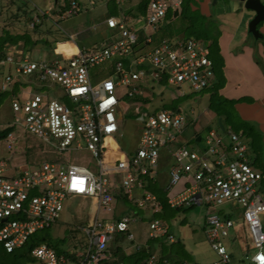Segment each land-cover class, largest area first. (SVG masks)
Here are the masks:
<instances>
[{"label": "built area", "instance_id": "built-area-1", "mask_svg": "<svg viewBox=\"0 0 264 264\" xmlns=\"http://www.w3.org/2000/svg\"><path fill=\"white\" fill-rule=\"evenodd\" d=\"M182 5V0H148L144 14L148 35L143 36L146 45L152 43L151 36L158 31L166 14L178 12ZM71 7L74 10L76 3L72 2ZM106 26L117 36L98 50L80 49L73 36L67 35V43L52 45L47 59L32 61L23 56L15 61L5 52L0 56V67L5 70L0 90L10 92L16 85L8 99L12 114L9 127L20 125L59 153L85 151L98 167L96 173L81 165L53 162L25 168L17 156L10 161L0 159L3 249L13 253L35 233L52 228L64 201L77 197L89 199L92 204L89 217L78 227L87 237L85 249L73 248V260L43 244L31 250L34 259L43 264H100L110 260L109 246L115 236L116 247L120 249L117 243L134 241L133 231L146 224L152 243L150 246L135 243L136 252L143 248L149 251L138 264H168L152 251L155 239L174 242L166 221L154 216L163 212V206L157 195L147 191L153 185L166 195L165 203L171 210L203 209L205 238L215 255L208 264H233L223 241L235 242L242 232L247 234L254 250L245 260L249 264H264V227L260 219L264 213V174L253 169L241 135L211 128L202 135H194L199 137V143L204 142L202 146L179 144L177 137L183 133L184 118L178 110L165 107L146 117L132 155L119 153L113 143L117 132L115 111L119 105L115 88L127 86L128 98L138 96L139 82L147 76L158 84L180 88L182 94L184 86L187 91L203 90L214 79L208 48L192 39H164L136 56L130 48L137 45L136 30L114 18L107 19ZM115 57L125 59L126 66L118 59L109 77L91 83L90 69ZM9 64H14L15 76L6 72ZM25 78L31 85L17 90ZM54 84L63 88L62 95L43 89ZM64 94L71 107L61 101ZM6 140V148L11 150L15 138L9 134ZM180 182L190 185L179 187L176 194L168 196ZM116 195L131 202L135 199L136 207L151 216L116 219L113 206ZM225 206L234 210L233 214H224L221 210ZM238 230L241 232L237 235Z\"/></svg>", "mask_w": 264, "mask_h": 264}, {"label": "rangeland", "instance_id": "rangeland-1", "mask_svg": "<svg viewBox=\"0 0 264 264\" xmlns=\"http://www.w3.org/2000/svg\"><path fill=\"white\" fill-rule=\"evenodd\" d=\"M66 1L67 0H58L56 10H58L60 6L65 7L67 4ZM79 1L81 4H88L89 0ZM95 1L100 2V0ZM128 1L134 3L135 0H116L117 4H122L124 7L123 9L127 6ZM262 1L264 2V0ZM54 2L55 0H0V35H5L4 32H7L11 37H14L15 34H26L30 38V41L36 42L38 45L33 46L29 44L25 46L23 49L24 56L30 58L32 61L49 58L54 41L53 33L57 31L54 23L59 21V16L64 11H49L47 16H44L47 11L37 10H44L43 4L48 3L50 7L53 8L55 6ZM109 4L110 8L113 9V2L111 0H109ZM180 8L183 11H180ZM180 8L178 9L179 12H177V15H173V19L170 20L167 29L168 32H158L153 38L155 37V39H157L163 36L166 39H194L206 46V44L212 41V38L218 39L224 31L223 29L226 28V30H229L234 36L236 35L235 38L247 39L249 37L252 38V40L254 39L251 35L255 34L256 28L250 30V25L253 23L255 16L254 11H256V15L258 14L254 6L246 7L243 5L241 7L236 0H193L189 5L185 7L182 5ZM262 11H264V9ZM35 13L38 14V18L35 24L36 27L34 28L32 27L33 21L31 18L34 17ZM123 13H126V11H123ZM170 13L171 12H168L169 15ZM115 19L117 20V17H115ZM262 23L260 22L259 26H261ZM165 24L166 22L164 20L162 26L164 27ZM157 43L152 42L149 46V50ZM4 51L5 49L3 48V52ZM5 53L7 54V51ZM109 68L110 64L108 63L91 68L89 71L91 83L94 84L103 78L109 77ZM6 72L11 76H15L14 64L7 65ZM28 80V78H25L24 83L20 84L17 90H25L30 86L31 84L28 83ZM138 88L139 91H141L140 95L132 98L126 96L129 87L119 86L115 88V96L119 101V105L115 111L117 132L114 135L113 143L117 146L119 153L122 152L126 155L133 154L141 137L146 117L160 108L170 107L172 109H177L183 116V133L177 137V143L179 144H185L189 147L202 146L204 142H195L194 135H202L203 131L207 129L218 128L215 126L216 116L210 107L215 106L221 100L218 95H214L212 100H210L209 96L211 90L187 91V87L184 86L183 90L185 93L182 94L180 88L176 89L168 85L158 84L151 81L147 76H145L142 82H139ZM43 89L49 94L54 95H62L64 92L63 88L57 84L43 87ZM4 101L5 99L2 100V102ZM61 101L69 107L72 106L65 94ZM220 104L221 108L225 109L228 114L223 120V123L226 125L227 130L232 132L230 124H238V121H240L238 119L239 114L236 111H231V106L233 105L231 102L229 104L228 102H220ZM0 116L4 118V120L0 122V130L9 127V121H11V119L3 108H0ZM12 128L11 134L15 138L13 148L8 150L6 148L7 140H0L1 160L10 161L12 156H17L20 164L25 165V168H31L42 162H53L60 165L76 164L84 166L95 173L98 171L96 162L91 159L87 152L69 151L59 153L51 144L44 143L35 136L27 133L20 125H13ZM228 131H224V133ZM220 133L222 135L224 134L222 131H220ZM252 136L254 139L256 136L257 140H260L262 138V131H259L255 127V131H252ZM243 140L246 144L249 142L248 146H250L251 141L248 135H244ZM258 146H260V144ZM263 153L264 148L261 151V154ZM252 167L255 170L262 169L259 161L253 164ZM111 178H113V176H111ZM180 183L176 184L178 187L176 185L172 187L168 196L176 194V190H178L179 187L185 188L190 185L188 182ZM150 187L156 189L153 185ZM157 192L161 194L158 190ZM139 193L141 192L139 191ZM134 196L135 198L137 197V195ZM161 196L166 197L164 194H161ZM262 198L264 200V190H262ZM133 200L136 202L135 199ZM134 202L126 200V198H119L113 205L114 217L116 219H121L124 216H129L134 213L142 215V209L137 208ZM241 210L242 208L240 207V212ZM91 211L92 204L89 199L83 200L77 197H71L65 200L59 219L50 229V233L55 237L63 239L65 242L64 247L67 249H85L87 237L79 228H76V224L85 222ZM167 216L168 219L165 221L170 232L174 236V243H169L162 239H155L153 241L155 245L152 251L155 252L156 255L161 256L167 254L172 256L178 255V257H180V255L187 256V261L192 264L196 263L199 259L197 256L203 253L209 254L207 256L209 261L215 259V255L207 249L208 243L205 241L206 239L204 237V217L202 208L171 210L168 212ZM260 219L264 227V213L260 214ZM148 232L147 225H141L137 231H133L135 236L134 241L130 242L126 240L117 243L124 252L121 255H129L131 259L129 258L128 260L132 262L135 256H137V252L134 250L135 243L139 242L148 244L149 246L151 245L152 241L149 240ZM223 244L228 253L233 256V264H249L244 257L246 254L251 255L254 250L251 244H249V238L245 232L237 236L235 242H232V239H225ZM243 248H245V250ZM147 254H149V251L146 250V257ZM30 264L43 263L35 259ZM198 264L208 263L198 262Z\"/></svg>", "mask_w": 264, "mask_h": 264}, {"label": "crops", "instance_id": "crops-1", "mask_svg": "<svg viewBox=\"0 0 264 264\" xmlns=\"http://www.w3.org/2000/svg\"><path fill=\"white\" fill-rule=\"evenodd\" d=\"M72 2H76V7L74 10L71 7ZM138 2L139 0H135L134 3L132 1H128L127 6L125 7V9H123L124 7L122 6V4H117L115 0L114 5H112L113 9H111L109 0H100V2L89 0L88 4H81L79 0H67V4L65 5V7L60 6L58 10H56L58 4L57 2L53 8L50 7L49 3L43 4V8L45 9H39L37 11H47L44 16H47L49 11H64L62 14H60L59 21L54 23L57 31L56 33H53V45L66 44L67 35H71L73 36L74 43L78 48L85 50H98L105 46H108L117 36L116 32L111 31L106 26V20L109 18L115 19V17H117L118 21H122L125 24L133 27L136 32L141 31L143 33L141 35L142 38L143 36L148 35V32L146 31L144 26V17H142L141 13L138 10ZM263 4L264 2L262 0H245L241 4L239 3V6L241 7L243 5H245L246 7L254 6L257 9L258 14L256 15V11H254L255 16L253 19V23H251L250 25V30H254L256 28L255 34L251 35L254 38L253 40L249 37L247 39L235 38L236 35L234 36L229 32V30H226V28L223 29L224 31L222 32V35L217 39L219 55L223 59L222 72L224 76L223 86H221V88L218 90L217 95L219 98H221L220 100L228 102V104L230 102L231 104H233L232 106L229 105L232 107L231 111H236L239 114L238 119L240 120L238 121V124H236V126L238 128L245 129L247 133L246 135L249 136L251 141L250 146H248L249 142L248 144H246L245 142L250 163L251 165H253L259 161L262 169L264 170V153L261 154V151L264 148ZM123 11H126V13H123ZM34 18H38L37 13H35L33 18H31L32 21H34ZM260 22H263L261 26H259ZM160 26L163 27L162 24ZM33 27L35 28L36 26L34 25ZM157 33L158 32L156 31V33L151 36L153 43L158 42L156 45H158L162 40L166 39L163 36L157 39H155V37L153 38V36ZM37 45L38 44H35V46ZM141 45L142 44H140V48L142 49L138 50L137 54H141L149 50L150 45ZM25 46L26 45L23 41H18L16 45L4 46V52H13L14 49L18 48L16 50V53L18 54L17 57L11 55L15 59V61H17L24 56L23 49ZM256 58L260 61L261 65L257 63ZM110 70L113 71V67L110 66L109 72ZM3 120L4 118L1 117L0 122H2ZM255 127L259 131H262V138L260 140H257L256 136L255 139L252 136V131H255ZM259 144L260 146H258ZM262 169L258 171L261 172ZM221 211L224 214H233L234 210L225 206V208ZM240 232L241 231L238 230L236 234L238 235L240 234ZM207 249L210 250L208 244ZM208 255L209 254L204 253L202 255L199 254L197 256L199 259L194 264H198V262L208 263ZM231 257L233 259L232 255ZM179 262H177V264ZM187 263L192 264L189 261H187Z\"/></svg>", "mask_w": 264, "mask_h": 264}, {"label": "trees", "instance_id": "trees-1", "mask_svg": "<svg viewBox=\"0 0 264 264\" xmlns=\"http://www.w3.org/2000/svg\"><path fill=\"white\" fill-rule=\"evenodd\" d=\"M113 2L114 5V0H111ZM183 1V6H187L190 4V2H193V0H182ZM147 3L148 0H140L138 2V10L141 13L142 17H144L145 14V10L147 7ZM181 9V8H180ZM183 11V10H180ZM170 15L167 13L164 20L166 22L164 27H161L158 29L157 32H168V26H169V22L171 19H173V15H177V12H173L170 11ZM179 12V11H178ZM5 35H0V56L3 57V48L5 45H15L18 41H23L25 43V45H33L35 46V44H38L36 42H32L30 41V38L26 35V34H15L14 37H11L7 32H4ZM137 37H138V41H137V45L136 46H131V50L132 53L134 55L137 54V51L142 49L140 48V44H142L141 46H146V44L144 43V38L141 37V35L143 34L141 31H138L137 33ZM173 40V39H170ZM186 40V39H185ZM194 40V39H192ZM212 41L209 44H206V47L209 50V59L212 62V68H213V72H214V79L212 82L208 83V85L203 89V91L206 90H211V94L209 96V99L212 100L214 95H217L218 90L221 88V86H223V82H224V76H223V72H222V68H223V59L222 57L219 55V50H218V42L217 39H211ZM196 41V40H195ZM138 55V54H137ZM120 58V57H119ZM118 57L113 58L112 60L108 61L107 63L110 64L111 67H114V65L116 64L117 60L119 59ZM118 61H121L124 66H126V60L125 59H119ZM256 61L259 65H261L260 61L257 60ZM105 65V63H104ZM128 66V64H127ZM5 74V70L3 67H0V83L1 78L3 77V75ZM112 74V71L110 70V72L108 73V76ZM165 85V84H162ZM14 89H16V86H13L12 90L10 92H3L0 90V108H3L7 113H8V117L11 118L12 114L10 111V107H9V100L14 92ZM4 102H2V100H4ZM221 99V98H220ZM220 102H224L223 100H221ZM220 102H218L215 106H211L210 108H212V110L214 111V114L216 116V123L215 126L218 127L217 124V119L219 118L221 121V124L224 128V131H228L226 128V125L223 123V120L225 119V117L228 116L227 111L225 109L221 108V104ZM177 110V109H175ZM215 122V121H214ZM231 125V130L232 133H238L239 135L242 136V138L244 137V135H246V131L243 128H238L236 126V124H230ZM12 127H6L2 130H0V140H4L7 138V136L9 134H11L12 132ZM219 129V127L217 128ZM208 130V129H207ZM231 132V131H230ZM261 172L264 174V170L262 169ZM149 192L158 195L159 200L162 203L163 206V212L154 215L156 218H160L162 220H167L168 219V212L171 211V209H169L165 203V197L161 196V194H159L157 192V190L155 188H148ZM120 198L119 195H116V199L118 200ZM185 209H193V208H185ZM132 216H137V217H141L146 218V217H150L151 215L149 213H143L142 215L139 214H131ZM76 228H78L76 226ZM51 229V228H50ZM50 229L41 231V232H37L34 235H32L30 237V239L27 241V243H25V245L23 247H21L20 249L16 250L13 253H6L5 250L3 249L2 245L0 244V264H30L33 262V260H35L32 256H31V250L38 246V245H46L48 248L53 249L56 254H62L65 255L66 257L75 260L73 254L75 252V250L73 249H67L65 248V242L63 239L58 238L53 236L50 233ZM116 236L114 237L113 241L110 243L109 246V253L111 254V258L108 261L102 262L100 264H138L140 262L141 259H143L144 257H146V249H140L136 254L137 256H135V259L132 260V262H130L128 259L130 258L129 255L127 254H122L123 251H121L118 247H116ZM174 243V242H173ZM124 253V252H123ZM148 256V254H147ZM162 259H165L168 264H174L179 261H187V256H181L178 257V255L176 256H172V255H167V254H163L160 256ZM131 259V258H130ZM130 262V263H129Z\"/></svg>", "mask_w": 264, "mask_h": 264}, {"label": "water", "instance_id": "water-1", "mask_svg": "<svg viewBox=\"0 0 264 264\" xmlns=\"http://www.w3.org/2000/svg\"><path fill=\"white\" fill-rule=\"evenodd\" d=\"M238 3H242L243 1H245V0H236ZM58 2V0H55V2H54V4L56 5V3ZM217 124H218V127H219V129L220 130H223L224 128H223V126H222V124H221V121H220V119L218 118L217 119ZM195 141L197 142V141H199V137L197 136L196 138H195ZM84 222H79V223H77L76 225L79 227L80 225H82Z\"/></svg>", "mask_w": 264, "mask_h": 264}, {"label": "bare ground", "instance_id": "bare-ground-1", "mask_svg": "<svg viewBox=\"0 0 264 264\" xmlns=\"http://www.w3.org/2000/svg\"><path fill=\"white\" fill-rule=\"evenodd\" d=\"M16 50H17V48L14 49L13 52H7V53L10 54V55H12V56H14V57H17L18 54L16 53Z\"/></svg>", "mask_w": 264, "mask_h": 264}, {"label": "clouds", "instance_id": "clouds-1", "mask_svg": "<svg viewBox=\"0 0 264 264\" xmlns=\"http://www.w3.org/2000/svg\"><path fill=\"white\" fill-rule=\"evenodd\" d=\"M75 3H76V2H75ZM35 19H37V18H35ZM36 22H37V21H36ZM36 22H35V23H36ZM35 23H34V25H35ZM34 25H33V26H34ZM33 26H32V27H33ZM136 33H137V32H136ZM58 45H60V44H58Z\"/></svg>", "mask_w": 264, "mask_h": 264}]
</instances>
